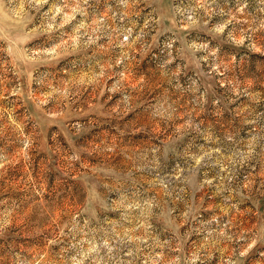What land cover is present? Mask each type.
<instances>
[{
    "label": "rangeland",
    "instance_id": "obj_1",
    "mask_svg": "<svg viewBox=\"0 0 264 264\" xmlns=\"http://www.w3.org/2000/svg\"><path fill=\"white\" fill-rule=\"evenodd\" d=\"M0 264H264V0H0Z\"/></svg>",
    "mask_w": 264,
    "mask_h": 264
}]
</instances>
